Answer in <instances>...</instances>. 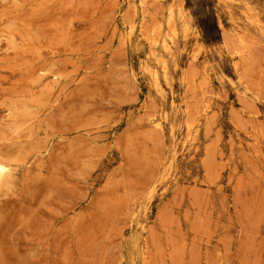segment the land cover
<instances>
[{"label": "rangeland", "instance_id": "374dc122", "mask_svg": "<svg viewBox=\"0 0 264 264\" xmlns=\"http://www.w3.org/2000/svg\"><path fill=\"white\" fill-rule=\"evenodd\" d=\"M0 162V264H264V0H0Z\"/></svg>", "mask_w": 264, "mask_h": 264}, {"label": "bare ground", "instance_id": "6f19581e", "mask_svg": "<svg viewBox=\"0 0 264 264\" xmlns=\"http://www.w3.org/2000/svg\"><path fill=\"white\" fill-rule=\"evenodd\" d=\"M133 31V30H132ZM8 173V167L3 162H0V178L4 177Z\"/></svg>", "mask_w": 264, "mask_h": 264}]
</instances>
